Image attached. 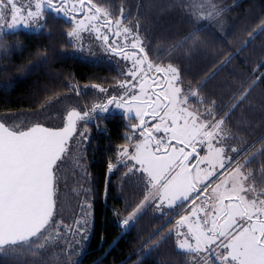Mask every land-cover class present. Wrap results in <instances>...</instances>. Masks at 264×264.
Listing matches in <instances>:
<instances>
[{"label":"trees","instance_id":"trees-1","mask_svg":"<svg viewBox=\"0 0 264 264\" xmlns=\"http://www.w3.org/2000/svg\"><path fill=\"white\" fill-rule=\"evenodd\" d=\"M184 1L192 2L178 0L183 4L180 6H185ZM92 3L107 9L113 20L120 17L123 9L121 24L139 33L151 62L163 66L171 63L179 69L184 91L196 90L198 84L206 81L198 90V98H191L190 102L205 110L209 105L200 100H216L229 111L224 125L229 162L244 164L241 171L251 173L247 186L256 189L252 197L258 193L264 199V30L259 27L264 23V0H201L199 11L207 12H198L202 19L196 20L177 11L170 0ZM165 7L170 10L164 11ZM214 10L219 15H209ZM70 27V22L45 13L39 31L0 29V114L44 111L56 98L68 94H75L81 107L93 108L102 101L93 85L112 86L120 79L110 61L93 60L74 49L67 35ZM192 33L195 44L190 40L175 47ZM252 81L255 84L249 89ZM245 89H249L245 99H233ZM233 103L235 108L231 107ZM216 111L219 119L223 112ZM134 122L132 118L107 112L95 113L92 120L80 123L85 139H81L88 179L85 185L91 192L86 242L80 248L75 246V251L67 254L69 258L54 262L36 260L38 254L30 252L27 246L30 255L21 253L15 260L0 254V264H216L202 255L177 249L172 217L181 214L183 203L164 213L148 205L129 226L120 227V222L147 192L144 182L138 179L140 174L128 173L130 165L121 157V146L131 145L132 139L126 138L133 134ZM232 147L238 152H232ZM58 168L59 164L55 169ZM55 169V208L39 240L43 244L44 237L53 244L54 231L61 234L68 229L60 223L61 214H56Z\"/></svg>","mask_w":264,"mask_h":264},{"label":"snow or ice","instance_id":"snow-or-ice-1","mask_svg":"<svg viewBox=\"0 0 264 264\" xmlns=\"http://www.w3.org/2000/svg\"><path fill=\"white\" fill-rule=\"evenodd\" d=\"M87 3L90 7L84 10L85 0H79V7L84 10L83 15L97 32L98 39H103L105 43L109 41V35L101 36L95 23H92L99 22L101 18L104 20L102 27L108 28L109 32L113 24L117 26L112 33L116 38L112 44L118 45L119 38L124 37L125 45L113 47L112 51L124 60L132 61L133 67L127 73L131 80L118 86L131 90L138 86L137 94L112 96L106 104L95 105L92 109L106 112L107 105L115 104L117 108L124 109L126 117L132 113L138 121L131 127L141 139L121 146V157L130 162L128 173L140 174L138 179L144 182L147 192L140 204L120 222V227L129 226L149 202H155L156 208L161 209L191 201V211L176 221L177 226L187 229V232H177L178 237H184L177 241L179 248L202 253L214 246L222 249L217 253L221 264H264V199H260L258 193L249 198V193H256V189L245 186L251 173L241 171L244 164H237L229 173L230 187H227L228 180L223 181L224 191H220L221 185H217L208 201L196 207L197 201L208 194L215 170L224 169L231 159L224 146L228 135L224 125L229 111L224 110L216 100H200L201 104L209 105L203 111L191 109L188 106L190 98H198V90L206 81L185 94L179 86V69L171 63L162 67L151 62L139 33L133 32L131 27L120 28L123 9L120 17L113 20L107 9L92 3V0H87ZM59 5L66 7L67 0H59ZM45 7L54 12L64 10L54 0H36L35 10L30 5L25 16V10L18 6L16 0H0V9L10 8L11 11V22L6 25L8 29H15L21 24L40 27L35 22L44 19ZM72 10H77L75 4ZM209 15H219V11L214 10ZM3 26L0 23V27ZM259 27L264 30V23ZM86 28L85 19H80L67 35L78 38L81 29ZM194 35L189 34L175 47L179 48L190 40L195 44ZM252 35L250 32L249 36ZM129 38L130 48L138 52L125 51ZM153 72L157 75H150ZM254 84L255 81H252L249 89ZM249 89L233 99L242 101ZM99 90L107 91L104 88ZM231 107L235 108L236 104ZM217 109L223 112L219 119ZM88 117L89 112L81 114L73 109L67 112L64 126L56 129L40 124L24 129L0 122V254L16 253L25 246L31 250L33 244L37 248L45 246L39 240L47 230L55 208L54 168L65 153L77 122ZM161 133L163 135H157ZM126 139L131 140L132 137ZM204 146L206 154L201 156L198 147ZM231 151L235 153L238 149L232 147ZM87 224V219L77 221L78 231L83 225L86 233ZM189 238L194 244L189 242ZM44 239L46 242L47 238Z\"/></svg>","mask_w":264,"mask_h":264},{"label":"rangeland","instance_id":"rangeland-1","mask_svg":"<svg viewBox=\"0 0 264 264\" xmlns=\"http://www.w3.org/2000/svg\"><path fill=\"white\" fill-rule=\"evenodd\" d=\"M58 1L59 0H54V2L57 3L58 6L64 7L63 5H59ZM205 1H208V3H211L213 0H205ZM35 2L36 0H16V3L18 4V6H20L22 9L25 10L24 11L25 16H26V11L30 5L32 6V10H35L34 9ZM184 2H185L184 3L185 6H180L183 4H179L180 2H178V0H170V3L173 6H176L174 8H177V11L178 10L183 11L187 15V17L191 20H196L198 19V17H200L198 12L204 13V14L207 12L206 10L199 11L201 9L200 7L201 0H192L191 3H188L187 1H184ZM68 4H69L68 5L69 9L67 10L64 7V10L60 12H54L50 8L45 7L43 10V16L45 15V13H51L54 16L60 17L64 19L65 21L70 22L71 27L69 31H71L72 28L75 27V24L78 23L80 19H85L87 28L81 29L79 37L77 38V37L68 36L69 40L73 44L74 49L77 52L81 53L83 56L88 57L90 59L110 61L111 63H113V65L116 67V69L118 70L120 74V79L117 82H115L114 85L107 86V87H101V86L94 87L96 94L100 96L99 100L102 99L103 101L104 100L107 101L112 96L119 97V96H124L126 94L128 95L137 94L138 86L135 90L123 89L118 86L120 83L128 82L131 80V77H129L127 73L133 67L132 61L124 60L121 55H115L113 52L107 50V47H106L107 45L103 41V39L97 38V32L92 29L91 25L88 23V21L83 15V11L86 10L87 7H89L88 5H85V9L82 10L81 12L78 0H68ZM74 4L77 6V10L75 12H73L72 10V6ZM163 10L169 11L170 7H165L163 8ZM0 14H2V17H3V19L0 20V23H3L4 25L3 27H0L1 30L23 29L26 31H39L43 27V20H38L35 23L40 25V27H36V26L25 27L23 24H21L15 29H8L6 25L7 23L11 22L10 8L0 9ZM158 14H161V13H158ZM203 17H205V15ZM200 19H202V17H200ZM92 23H95V26L97 29H99V33L101 36L104 34L108 35L109 31L107 30L106 27H102V24L100 22H92ZM123 27H127V26L121 24L120 28L122 29ZM116 30H117V26L113 24V29H111V31L115 32ZM113 39H116V38L114 37ZM130 40L131 38H129L128 47L125 48V51L127 52L136 51V50L130 49ZM110 44L112 48L117 47L118 45L124 46L125 40H124L123 35L119 38L118 45L112 44V41L111 43H109V45ZM179 86H181L183 92L187 94V92L184 91L185 88L180 83V81H179ZM100 88H104L107 91L101 92L99 90ZM190 101L191 100H189L188 106L193 110L197 109L196 107H194V105ZM53 103L55 104V108H54ZM111 107H112L111 108L112 113L121 114L125 118H132L135 120L134 124L138 123V121L134 118V114L129 113L127 114V117H126L124 109L117 108L115 104H111ZM46 108L47 109L44 111L37 110L36 112L34 111V112L2 113L0 114V122L5 123L6 126H9V127L19 125L21 128H24V129L34 126L35 124H40L42 126L56 129V128H60L64 126L65 115L69 110L75 109L77 111H80L81 109H83V107L80 106V102H78L75 94H72V95L68 94L65 96L62 95L59 98H56L55 101L49 104ZM80 126L81 125L79 124L77 129H79ZM79 132L72 138L67 151L62 155L61 159L59 160V163H58L59 168L55 169L56 180H57L56 190H55V193H57L56 194L57 195L56 196V203H57L56 204V214H58V216L61 214L62 218L59 216V220L61 221L60 223L66 225L65 228H68L67 229L68 231L63 230L61 234H57V232L54 231L52 233V237H54L53 238L54 240H52L54 241L53 244H51L50 241H47L44 243L45 246L43 248H37L35 244L32 245L30 252L35 251V253L38 254V258H36V260L41 259L43 261L48 260V261L54 262L56 260H59L61 257L64 259V257L69 256L67 254H71L73 253V251H75V246H79L80 248L86 242L85 241L86 238H84L85 236L84 226L81 225L80 230L78 231L77 221H81L84 219H87V221L89 220L88 218L90 214V211H89L90 199L89 198L91 196V192L88 191L87 186H86L88 183V180L86 181L87 178L85 176L87 171L85 172L86 164H85L83 149L81 145L82 136H81V133ZM130 137H132L131 144H134L138 140L141 139L138 132L133 133ZM131 150L132 149L130 147V151ZM198 151L201 156L205 155L206 146L198 147ZM227 156L229 155L227 154ZM128 163L130 165V162ZM195 163L196 161L193 162V164ZM233 163L234 162L232 163L228 162L226 163L224 169L217 168L215 170L216 175L211 178L208 194L203 196L200 201H197L196 207H199L201 203L208 201L209 197L213 195L212 189H215L217 185H221L220 191H224L225 186L222 184L223 181L228 180L229 184L227 185V187L231 186V181L229 179V173L237 166V165H234ZM62 166H64L63 171H61ZM201 167H206V166L202 165ZM85 181H86V185H85ZM247 185L248 183L247 181H245V186L248 187ZM249 198H253L251 193H249ZM180 203L184 204L181 214L178 216V213H176L175 216L172 217L173 219L175 218L172 231H173V234L176 240L177 249L182 252L195 254L197 256L202 255L203 257H206V260H211L216 264H221L220 260L218 259L217 253L221 252L222 249H218L213 246L209 251L202 252V253H195V252L186 251L178 247L177 241L183 240L184 237L183 236L178 237L177 232H187V229L177 226L176 221L179 219L180 216H184L188 214L191 211V208L193 207V205L191 204V201L178 202L177 205ZM148 205H153L156 207L155 202H149L145 204V207ZM171 209L172 208L163 207L160 210H162V212L164 213V212H169ZM138 215L139 213L137 214V216ZM70 228L74 229L73 233ZM189 242L194 244V241H191L190 238H189ZM26 247L27 246H25L24 249L18 250L16 253L3 254V255L12 256V258H14L15 260L16 259L18 260V256L22 255L21 253L25 254L27 252L28 255H30ZM47 254H51V255L47 256Z\"/></svg>","mask_w":264,"mask_h":264},{"label":"flooded vegetation","instance_id":"flooded-vegetation-1","mask_svg":"<svg viewBox=\"0 0 264 264\" xmlns=\"http://www.w3.org/2000/svg\"><path fill=\"white\" fill-rule=\"evenodd\" d=\"M78 1H79V0H78ZM58 4H59V1H58ZM68 5H69V4H68V0H67V8L65 7L67 10L69 9V6H68ZM85 5H88V3L85 2ZM88 6L90 7V5H88ZM81 12H82V10H81ZM71 14H72V13H71ZM99 22L103 25V23H104L103 18H101V20H100ZM111 29H113V25H112V28H111ZM107 30H108V28H107ZM108 31H109V30H108ZM112 33H114V32L112 31ZM108 35H109V41L106 43V45H107L106 47H107V50L113 52V51H112L111 44L109 45V43H111V41H112V39L114 38V36L112 35L113 37H112V36L110 37V32L108 33ZM130 49H131V48H130ZM132 50H136V51H138L137 49H132ZM154 64H155V63H154ZM161 66L164 67L163 65H161ZM144 67H145V69H146L147 66L145 65ZM155 74H156V73L153 72V73H151L150 75H153V76H154ZM106 103H107L106 100H104V101L102 100V101H100V102H99L98 104H96V105H101V104H106ZM94 106H95V105H94ZM94 106H93V107H94ZM107 108H108V110L105 112V111H100V110L93 111V110H92L93 108L83 107V109H81L82 111L80 110L81 113H83V112H89V117H88L87 119H85L83 122H89L90 120H92V118H93V116L95 115V113H100V114H101V113L111 112V108H112L111 105H107ZM79 131H80V132H79ZM78 132L81 133V136H82V135L84 136V133H82V130L76 128V133H75V135L78 134ZM75 135H74V136H75ZM157 135H163V134L161 133V134H157ZM82 140H83V142H84L85 139L82 137ZM68 147H69V146H68ZM67 149H68V148H67ZM66 151H67V150H66ZM66 151H65V152H66ZM84 160H85V159H84ZM85 162H86V161H85ZM193 162H195V160H193L192 163H193ZM85 164H86V163H85ZM85 169H86V168H85ZM85 172H86V170H85ZM85 176H86V178H87V172H86ZM87 180H88V179H86V181H87ZM86 181H85V182H86Z\"/></svg>","mask_w":264,"mask_h":264},{"label":"water","instance_id":"water-1","mask_svg":"<svg viewBox=\"0 0 264 264\" xmlns=\"http://www.w3.org/2000/svg\"><path fill=\"white\" fill-rule=\"evenodd\" d=\"M66 8H67V6H66ZM112 36V31L110 32V37ZM155 75H157V74H155ZM154 75V76H155ZM81 114H83V113H81ZM67 115V114H66ZM65 122H66V116H65ZM62 128V127H61ZM75 133H76V131L73 133V135L69 138V140H68V142H67V144H66V150H67V148H68V146H69V144H70V142H71V140H72V138L74 137V135H75ZM63 155V154H62Z\"/></svg>","mask_w":264,"mask_h":264}]
</instances>
